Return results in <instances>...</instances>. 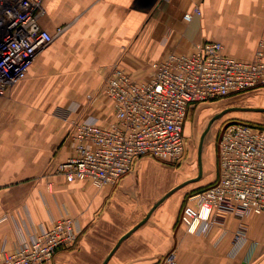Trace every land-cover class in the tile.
Listing matches in <instances>:
<instances>
[{
    "label": "crops",
    "instance_id": "crops-1",
    "mask_svg": "<svg viewBox=\"0 0 264 264\" xmlns=\"http://www.w3.org/2000/svg\"><path fill=\"white\" fill-rule=\"evenodd\" d=\"M42 2V27L67 28L39 53L26 78L0 95V250L16 249L67 214L80 236L52 264H156L172 249L178 264H264V213L242 221L229 216L225 228L207 235L190 233L180 222L190 188L152 211L180 183L173 166L144 157L118 183L102 187L68 182L57 172L75 151L71 122L87 114L104 122L109 114L101 90L114 64L147 79L152 60L207 39L251 59L264 36V0ZM197 6L201 14L185 20ZM240 224L248 239L234 250Z\"/></svg>",
    "mask_w": 264,
    "mask_h": 264
},
{
    "label": "built area",
    "instance_id": "built-area-1",
    "mask_svg": "<svg viewBox=\"0 0 264 264\" xmlns=\"http://www.w3.org/2000/svg\"><path fill=\"white\" fill-rule=\"evenodd\" d=\"M45 11L42 0H0V95L26 78L39 53L66 30V25L55 33L42 27ZM196 11L201 14L200 8ZM193 16L186 12L184 18ZM150 68V77L138 80L114 64L101 90L110 109L104 122L93 114L71 122L68 137L75 151L57 167L68 182L102 187L118 183L144 157L163 162L182 158L192 105L264 88V36L251 59L234 57L222 42L207 39L191 51H169L152 60ZM218 163L217 179L190 195L181 210L180 222L190 233L207 235L214 227L225 228L229 216L242 221L264 213V126L241 120L224 125ZM79 236L76 219L65 214L16 249L2 248L0 264H52L58 251L73 247ZM247 239L240 224L234 250ZM156 264H178L176 249Z\"/></svg>",
    "mask_w": 264,
    "mask_h": 264
},
{
    "label": "rangeland",
    "instance_id": "rangeland-1",
    "mask_svg": "<svg viewBox=\"0 0 264 264\" xmlns=\"http://www.w3.org/2000/svg\"><path fill=\"white\" fill-rule=\"evenodd\" d=\"M197 8L199 7L197 6L193 11L188 12L197 15ZM192 49H194V47ZM259 107H264V88L232 94L214 102H200L192 105L188 110L184 124L186 139L184 155L175 162L161 161L165 165L173 166L175 172L177 171L179 174L180 183L176 186L187 180L197 178L199 175V146L202 135L207 128L209 129L205 134L202 147V177L179 189L190 188V192L196 189L198 191L213 183L217 179L219 173L218 141L223 126L234 120H241L264 126V111L245 109ZM224 110L228 111L214 119L210 124L212 118ZM143 170L142 168L141 171Z\"/></svg>",
    "mask_w": 264,
    "mask_h": 264
},
{
    "label": "water",
    "instance_id": "water-1",
    "mask_svg": "<svg viewBox=\"0 0 264 264\" xmlns=\"http://www.w3.org/2000/svg\"><path fill=\"white\" fill-rule=\"evenodd\" d=\"M206 40H203V42H205ZM245 109H251V110H257V111H264V107H259V108H245ZM228 110H224L223 112H221L220 114L214 116V118H212L210 124L212 123V121L218 117H220L221 115H223L225 112H227ZM209 128H207L201 138V142H200V146H199V165H200V172L199 175L197 176V178H193L190 180H187L181 184H179L178 186H176L175 188L171 189L161 200L158 201V203L152 208V211L156 208L157 205H159L167 196H169L171 193H173L174 191H176L177 189H179L180 187H183L184 185L192 182V181H197L202 177V147H203V140L205 137V134L207 133ZM149 217V216H147Z\"/></svg>",
    "mask_w": 264,
    "mask_h": 264
},
{
    "label": "trees",
    "instance_id": "trees-1",
    "mask_svg": "<svg viewBox=\"0 0 264 264\" xmlns=\"http://www.w3.org/2000/svg\"><path fill=\"white\" fill-rule=\"evenodd\" d=\"M207 187V186H206ZM205 188V187H204ZM204 188H201L200 190H202V189H204ZM200 190H198V191H200ZM193 193H195V192H197V189L196 190H194V191H192ZM192 193V194H193Z\"/></svg>",
    "mask_w": 264,
    "mask_h": 264
}]
</instances>
